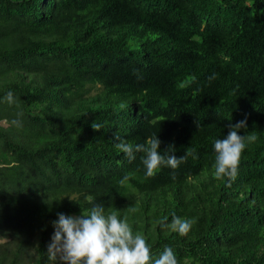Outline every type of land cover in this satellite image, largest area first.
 <instances>
[{"label": "trees", "instance_id": "trees-1", "mask_svg": "<svg viewBox=\"0 0 264 264\" xmlns=\"http://www.w3.org/2000/svg\"><path fill=\"white\" fill-rule=\"evenodd\" d=\"M245 118L257 139L217 180L214 141ZM117 133L194 153L148 177ZM95 204L153 258L264 264V0H0V264H50L57 214ZM173 216L195 220L186 236L161 228Z\"/></svg>", "mask_w": 264, "mask_h": 264}, {"label": "clouds", "instance_id": "clouds-1", "mask_svg": "<svg viewBox=\"0 0 264 264\" xmlns=\"http://www.w3.org/2000/svg\"><path fill=\"white\" fill-rule=\"evenodd\" d=\"M138 78H142L139 77ZM216 78V74L209 76V82ZM4 102L15 103L12 91H8ZM23 113H17V119L12 124L21 127ZM92 128L101 130V125L95 121ZM247 128V119L229 125V131L223 138L214 141L213 175L217 180L227 178L234 180L239 171L242 153L249 143L255 142L257 137L249 133L240 135L241 129ZM115 147L124 153L129 160L136 158V153H143L141 162L148 177L156 175L162 167L177 169L192 156L193 149H188L183 156L175 155V146L169 147L161 154V140L157 135L147 138L145 143L132 144L115 135ZM174 178V177H173ZM130 179L125 175L120 181L123 186ZM128 212H135L137 208L128 207ZM58 219L53 221L54 233L48 245L47 256L50 264H180L176 254L170 247L157 257L151 255V245L145 235L133 231L128 217L121 218L118 211H107L103 204H95L82 215H66L58 213ZM195 220L173 216L170 224L161 222L162 229H170L180 236H186Z\"/></svg>", "mask_w": 264, "mask_h": 264}, {"label": "rangeland", "instance_id": "rangeland-1", "mask_svg": "<svg viewBox=\"0 0 264 264\" xmlns=\"http://www.w3.org/2000/svg\"><path fill=\"white\" fill-rule=\"evenodd\" d=\"M6 239H5V237H4V235H0V243L1 242H4Z\"/></svg>", "mask_w": 264, "mask_h": 264}]
</instances>
